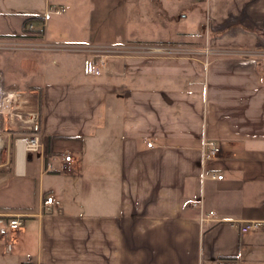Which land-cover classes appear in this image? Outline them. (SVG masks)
Returning a JSON list of instances; mask_svg holds the SVG:
<instances>
[{
	"label": "crops",
	"instance_id": "0c3cea01",
	"mask_svg": "<svg viewBox=\"0 0 264 264\" xmlns=\"http://www.w3.org/2000/svg\"><path fill=\"white\" fill-rule=\"evenodd\" d=\"M29 18L46 20L47 42L264 51V0H0V38ZM255 61L121 56L89 77L82 55L0 52V93L19 90L20 119L0 115V220H23L11 250L0 236V264H264ZM206 141L217 158L203 159ZM247 221L262 224L242 234Z\"/></svg>",
	"mask_w": 264,
	"mask_h": 264
},
{
	"label": "built area",
	"instance_id": "2783aa9c",
	"mask_svg": "<svg viewBox=\"0 0 264 264\" xmlns=\"http://www.w3.org/2000/svg\"><path fill=\"white\" fill-rule=\"evenodd\" d=\"M208 25V24H207ZM47 32V22L44 19L29 18L26 20L22 33L18 36L0 38V51L9 53L31 52L46 54H78L83 56V72L89 77H99L106 68L107 60L111 57L123 56H152L167 58H188L205 67L218 60H235L239 65L246 62L256 64L255 59L264 58V51H246L232 48L219 47L206 41L200 46H120L107 45L98 46L90 44H63L57 42H47L45 40ZM19 90L13 92L0 93V115L5 116L11 122L19 119L14 112L13 103ZM10 122V123H11ZM25 151L27 153H37L41 144L39 137L32 133L22 137ZM152 144H147L151 148ZM203 159H215L218 157L216 143L206 141L202 149ZM73 169L72 159L66 156L63 159L61 172L69 173ZM213 179L221 180L222 176H214ZM44 209H51L59 206V202L53 197H47L42 204ZM195 206V205H194ZM214 213L202 214L201 225L212 222ZM261 222L247 221L237 224L242 234L257 231ZM23 228V220L19 216H11L5 220H0V236L8 240V250H11L13 240L17 232ZM220 264H229L221 262Z\"/></svg>",
	"mask_w": 264,
	"mask_h": 264
},
{
	"label": "rangeland",
	"instance_id": "374dc122",
	"mask_svg": "<svg viewBox=\"0 0 264 264\" xmlns=\"http://www.w3.org/2000/svg\"><path fill=\"white\" fill-rule=\"evenodd\" d=\"M202 45V44H201ZM200 46V45H199ZM1 52V51H0ZM8 53V52H7ZM40 54H46V53H40ZM10 72H12L10 69H9Z\"/></svg>",
	"mask_w": 264,
	"mask_h": 264
},
{
	"label": "trees",
	"instance_id": "16d2710c",
	"mask_svg": "<svg viewBox=\"0 0 264 264\" xmlns=\"http://www.w3.org/2000/svg\"><path fill=\"white\" fill-rule=\"evenodd\" d=\"M38 127H39V124H38V126H37V129H38ZM38 132V131H37Z\"/></svg>",
	"mask_w": 264,
	"mask_h": 264
}]
</instances>
